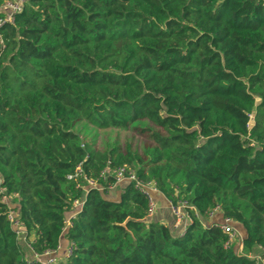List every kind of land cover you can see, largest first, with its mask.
Segmentation results:
<instances>
[{
    "label": "trees",
    "instance_id": "obj_1",
    "mask_svg": "<svg viewBox=\"0 0 264 264\" xmlns=\"http://www.w3.org/2000/svg\"><path fill=\"white\" fill-rule=\"evenodd\" d=\"M92 130L118 138L98 146ZM121 133L140 144L124 147ZM122 166L187 202L185 234L148 217L133 182L118 200L107 196L112 177L87 189L85 177ZM0 178L36 253L74 243L59 264H256L264 0H30L0 29ZM218 207L243 231L241 252L205 222ZM9 210L0 201V264H41L28 261Z\"/></svg>",
    "mask_w": 264,
    "mask_h": 264
},
{
    "label": "built area",
    "instance_id": "obj_2",
    "mask_svg": "<svg viewBox=\"0 0 264 264\" xmlns=\"http://www.w3.org/2000/svg\"><path fill=\"white\" fill-rule=\"evenodd\" d=\"M30 0H6L2 5H0V29L7 23H14L15 17L18 13H20L23 9V6L28 3ZM84 172L81 167L77 168V171L74 175L68 176L69 179H75L79 176H83ZM109 177H112L115 181L112 184H109L108 190L116 188L118 185H125L126 183L133 182L134 187L142 193L149 206V216L155 214L158 209L157 201L154 197V192H161L156 183L151 181H144L139 178L138 173L135 169H129L126 166L118 167L113 170L105 169L99 178L91 179L86 178L87 185L90 188H97L100 191L104 190V186L100 185V181H106ZM79 186V185H78ZM87 196V195H86ZM86 196L84 198H77L73 200L71 214L67 217L65 227L63 229V234L65 235L71 226V220L75 218L83 209ZM0 201L9 205L10 210L8 212V219L13 227L18 238H22L24 240L28 239L27 232L25 230V226L23 221L20 219L19 212L13 208L12 200L10 197L6 195V190L2 186V180L0 178ZM171 210L174 217V227L177 230L181 231V234H185L188 228V225L192 222V219L186 210L187 202L180 201L178 204H173L171 201ZM217 212H222L218 207L214 211L209 214L208 220L205 222L208 224H215L219 227L223 233H225L228 237L225 247L231 248L234 245L239 244L242 248V237L239 233L238 226L236 222L230 218L223 216L221 221L211 222V219L215 216ZM199 219H202L199 214H196ZM75 249V245L73 242L69 241L68 247L63 250V246L60 243L58 248L55 250H47L42 254L36 253L35 259H28L30 263H41V264H59L62 257L67 259L71 257ZM60 252L63 253V256H60ZM256 264H264V258L262 256L256 257Z\"/></svg>",
    "mask_w": 264,
    "mask_h": 264
},
{
    "label": "crops",
    "instance_id": "obj_3",
    "mask_svg": "<svg viewBox=\"0 0 264 264\" xmlns=\"http://www.w3.org/2000/svg\"><path fill=\"white\" fill-rule=\"evenodd\" d=\"M123 185H118L116 188L114 189H110L107 192V196L109 199L111 200H118L120 197V191ZM154 197L157 201L158 204V209L155 212V214L153 216H151L150 218H156L158 220H160L162 223H167V224H173L174 221V217H173V213L171 210V203L170 200L162 193V192H154ZM223 218V213L222 212H217L215 214V216L211 219V222H218L221 221ZM239 233L242 237V239L244 238V233L241 230V228L238 227ZM20 243L23 245L24 249H25V253L27 258L29 259H35L36 258V252L34 251V249L32 248V246L29 244L28 240H24L22 238H20ZM61 244L63 246V250H65L68 247L69 242L67 240H61ZM238 245V251L241 252V247L239 244ZM60 256H63V253L60 252L59 253ZM261 249L258 248L257 249V253L254 256H258L261 255Z\"/></svg>",
    "mask_w": 264,
    "mask_h": 264
},
{
    "label": "rangeland",
    "instance_id": "obj_4",
    "mask_svg": "<svg viewBox=\"0 0 264 264\" xmlns=\"http://www.w3.org/2000/svg\"><path fill=\"white\" fill-rule=\"evenodd\" d=\"M86 132H89V130L86 129ZM90 132H91V137H93V136L97 137L95 141H96V145H98V146L101 144V139H100L101 137L110 138V140H112V141H115L118 138V134L116 132L105 133V132H100V131H96V130H92ZM119 138H121V144H123L124 147H125V144L127 142H132L133 147H136V145L140 144L139 138L136 137V134H134V133H129V134L121 133L119 135ZM259 256H261V255H258V257ZM64 260H65V258L62 257L60 263Z\"/></svg>",
    "mask_w": 264,
    "mask_h": 264
}]
</instances>
